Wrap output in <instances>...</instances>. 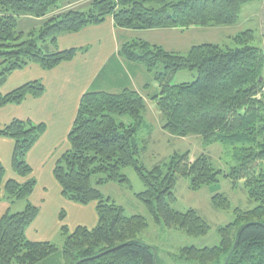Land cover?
<instances>
[{
	"label": "trees",
	"instance_id": "1",
	"mask_svg": "<svg viewBox=\"0 0 264 264\" xmlns=\"http://www.w3.org/2000/svg\"><path fill=\"white\" fill-rule=\"evenodd\" d=\"M252 1L92 0L89 12L76 8L60 12L62 0H0V108L21 105L46 92L42 82L33 81L3 94L1 88L13 72L30 65L52 70L75 59L79 50L58 48L63 34L99 25L108 17L119 29L140 31L234 26L242 7ZM23 17L46 21L40 31H23ZM254 35L252 30L236 35L233 42L237 49L202 44L186 54L143 40L122 46L121 56L129 63L144 65L158 83L159 93L152 100L163 116V129L176 137L200 136L206 145L236 146L239 164L224 173L214 169L209 156L191 161L188 153H177L168 164L148 170L140 161L139 132L146 126L147 111L142 95L128 88L119 93L88 92L81 99L69 134L70 149L57 162L54 177L67 200L97 204L98 224L93 229L63 226L61 248L26 236L40 212L30 202L37 180L27 157L46 126L19 119L0 126V137L15 143L14 173L27 179L23 183L6 180L0 161V201L10 205L23 201L26 206L17 213L10 208L0 219V264H51L55 259H61L60 264H158L156 249L138 240L149 228L148 220L127 217L124 209L100 190L108 183L128 185L122 171L129 167L136 170L145 187L137 196L154 222L197 237L207 235L210 226L196 210L181 213L172 209L178 178L189 179L192 191L219 183L221 178L233 185L244 181L256 207L235 210L234 222L219 231V247H187L181 250V257L202 264L222 258L224 264H264V49L251 45ZM183 70L197 71V80L172 85L174 76ZM116 116H129L132 123L119 124ZM99 174L105 177L94 186L92 177ZM213 204L222 210L231 208L222 195L215 196Z\"/></svg>",
	"mask_w": 264,
	"mask_h": 264
},
{
	"label": "crops",
	"instance_id": "2",
	"mask_svg": "<svg viewBox=\"0 0 264 264\" xmlns=\"http://www.w3.org/2000/svg\"><path fill=\"white\" fill-rule=\"evenodd\" d=\"M34 19L23 17L21 23L32 27ZM194 29L145 30L151 31L148 33L154 37L149 40L145 37L148 35L145 31L119 29L115 26L113 18L108 17L99 25L59 36L58 48L61 51L79 50L74 60L62 63L52 70L30 65L8 76L1 88L3 94L33 81L42 82L46 88L41 98H28L21 105L0 108V126H5L15 119L46 126L45 133L27 157V162L33 169V176L37 180L30 202L40 209L37 219L26 231L30 241L52 242L60 237L66 216L68 219L71 217V230L78 226L93 229L98 224L97 204L80 205L67 200L54 177L57 162L70 149L69 134L82 97L91 91L119 93L128 88L142 95L148 104L147 100H152L154 96L150 97L145 91L148 87V84H145L148 71L140 64L127 62L120 53L122 46L134 40H143L169 52L186 54L194 46ZM153 32H156L155 36ZM14 147L12 139L0 137V161L6 170V180L17 179L23 183L27 179L17 176L12 168ZM15 206L16 204L10 205L7 201H0V219Z\"/></svg>",
	"mask_w": 264,
	"mask_h": 264
},
{
	"label": "rangeland",
	"instance_id": "3",
	"mask_svg": "<svg viewBox=\"0 0 264 264\" xmlns=\"http://www.w3.org/2000/svg\"><path fill=\"white\" fill-rule=\"evenodd\" d=\"M79 1V2H78ZM92 0H62L63 8L60 12L76 8L80 12H89ZM71 4V5H70ZM59 12V11H58ZM55 14H58L55 12ZM46 19L33 20L32 27H28L22 23L23 31L37 30L44 24ZM247 30L254 32L255 40L252 46L264 48V0H255L245 4L240 13L238 24L228 27H196L192 31L193 45L217 44L223 49H237L238 46L233 42V38ZM148 32L145 37L149 40L154 37ZM39 33V32H38ZM154 36L156 32L152 33ZM151 43V42H150ZM145 68L144 65L140 64ZM162 68V67H161ZM146 69V68H145ZM2 68L0 67V71ZM145 84H148L146 92L153 96L158 92V83L148 72ZM197 71L183 70L178 72L173 80L172 85H181L184 83H193L197 80ZM115 92L114 90H109ZM147 111L144 115L146 126H143L139 132V143L143 149L140 161L148 170H152L156 166H164L170 162L175 154H189L190 160L194 161L202 155L209 156L212 165L216 171L229 173L233 167L238 166L235 155L236 146L215 143L206 145L200 136L192 135L189 137H176L163 129V116L153 100H147ZM117 123H132L129 116H116ZM122 173L129 179V184L108 183L100 187L104 197L110 198L118 206L124 209L127 217L143 216L149 222V228L138 236V240L156 249L158 264H202L197 261H187L181 257V250L187 247H195L197 249L213 248L220 246V229L233 223L235 220V210L244 211L252 210L256 204L251 202L248 190L244 181H240L237 185L225 178H221L219 183L202 188L199 191L190 189V180L179 177L175 189L177 197L176 203L172 205V209L181 213L193 209L209 224L210 230L204 236H189L186 233L168 228L164 223L158 225L150 216L145 205L138 198V194L145 191V187L132 167L126 168ZM105 176L99 174L92 177V183L97 185L100 179ZM217 195L226 197L231 208L222 210L215 207L213 198ZM25 202H16V206L12 210L13 213L25 210ZM73 217V216H72ZM71 217L66 216L63 220V226L72 229ZM62 226V227H63ZM63 236L53 239V243L59 248L62 247ZM61 259H55L51 264H60ZM212 264H224L222 258L219 262Z\"/></svg>",
	"mask_w": 264,
	"mask_h": 264
}]
</instances>
